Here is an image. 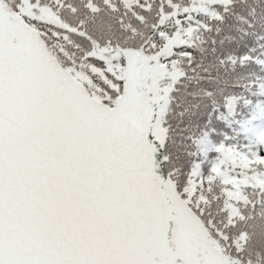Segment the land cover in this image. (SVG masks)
Wrapping results in <instances>:
<instances>
[{
	"label": "snow or ice",
	"instance_id": "obj_1",
	"mask_svg": "<svg viewBox=\"0 0 264 264\" xmlns=\"http://www.w3.org/2000/svg\"><path fill=\"white\" fill-rule=\"evenodd\" d=\"M0 264H264V0H0Z\"/></svg>",
	"mask_w": 264,
	"mask_h": 264
},
{
	"label": "trees",
	"instance_id": "obj_2",
	"mask_svg": "<svg viewBox=\"0 0 264 264\" xmlns=\"http://www.w3.org/2000/svg\"><path fill=\"white\" fill-rule=\"evenodd\" d=\"M259 11V10H258ZM233 183H244V181H240V182H233ZM233 195V198L235 199H243V197L241 196L240 192L237 191L235 193L232 194Z\"/></svg>",
	"mask_w": 264,
	"mask_h": 264
}]
</instances>
